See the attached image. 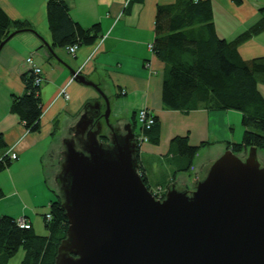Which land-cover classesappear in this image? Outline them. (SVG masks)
Here are the masks:
<instances>
[{
    "label": "crops",
    "instance_id": "crops-1",
    "mask_svg": "<svg viewBox=\"0 0 264 264\" xmlns=\"http://www.w3.org/2000/svg\"><path fill=\"white\" fill-rule=\"evenodd\" d=\"M47 1L0 0V9L11 20L30 22L31 28L52 44ZM175 2L144 0L128 6V0H65L74 22L84 29L98 27L97 42L103 37L100 42L79 46L74 56L65 48L52 47L57 58L45 47L38 49L41 40L30 32L17 34L6 44L0 54V140L6 152L16 153L17 160L11 163L8 179L0 175V216L25 218L34 233L48 234L43 215L55 200L52 189L46 186L51 180L46 168L48 156L60 149L57 139L61 144L70 136L69 130L84 106L100 99L96 91L74 81L69 68L101 85L113 102L114 118L122 115L125 123L132 122L137 110L146 108L159 121V143H142L137 153L139 173L150 190L160 187L163 194L173 184L179 189L192 188L206 165L222 155L229 143L241 141L243 133L240 138L234 137L230 110L184 113L163 108L161 87L166 67L149 51L148 44L154 40L157 6ZM212 11L218 37L231 42L263 19L264 0H244L239 6L232 0H212ZM238 53L246 61L264 58V30L242 43ZM29 56L43 72L38 92L42 104L40 128L31 133L10 111L12 96L25 93L21 76L30 72L25 62ZM61 88L68 98L61 96ZM175 137H187L189 145L200 147L188 173L179 172L187 163L173 150L171 141ZM187 174H193L192 181ZM18 255L14 264L22 258Z\"/></svg>",
    "mask_w": 264,
    "mask_h": 264
},
{
    "label": "water",
    "instance_id": "water-1",
    "mask_svg": "<svg viewBox=\"0 0 264 264\" xmlns=\"http://www.w3.org/2000/svg\"><path fill=\"white\" fill-rule=\"evenodd\" d=\"M27 32L57 58L34 29L11 32L0 54ZM69 71L100 99L84 106L60 145L54 182L68 227L54 264H264V164L255 147L226 149L192 188L173 184L160 201L139 174L131 123L111 121L108 93Z\"/></svg>",
    "mask_w": 264,
    "mask_h": 264
},
{
    "label": "trees",
    "instance_id": "trees-1",
    "mask_svg": "<svg viewBox=\"0 0 264 264\" xmlns=\"http://www.w3.org/2000/svg\"><path fill=\"white\" fill-rule=\"evenodd\" d=\"M133 1L142 3L144 0H128V6ZM232 1L238 6L244 2ZM46 7L53 48L92 45L100 38L96 25L84 29L72 20L65 0H48ZM155 13L154 40L149 44L153 45L154 56L166 67L161 87L163 108L184 113L198 109L235 110L242 117L244 132L241 141L229 143L227 149L234 154L250 147L264 152V96L258 88L259 82L264 83V58L246 61L238 53L242 43L263 32L264 17L228 42L215 32L212 0H176L173 4L158 5ZM26 29H32L30 22L11 20L0 9V43L11 32ZM43 47L40 41L38 49ZM21 80L25 93L12 96L10 111L19 117L29 133L37 132L42 112L40 86L33 83L31 71L22 75ZM154 121L143 134L148 142L158 144L159 121L155 116ZM136 124V120H132L133 132ZM171 142L177 156L187 163L179 172H189L200 147L189 145L187 137H175ZM4 148L0 140V150L4 152ZM138 149L137 146V153ZM0 158V172H3L11 166L12 160L6 155ZM48 158L57 165L61 159L55 150ZM141 176L146 184L144 175ZM2 194L0 191V197ZM47 212L51 215L50 221L45 217ZM47 212L43 215L46 236L34 233L31 225L21 228L14 217L0 216V264H8L19 251H22V258L18 264H54L58 245L65 238L68 227L58 193Z\"/></svg>",
    "mask_w": 264,
    "mask_h": 264
},
{
    "label": "rangeland",
    "instance_id": "rangeland-1",
    "mask_svg": "<svg viewBox=\"0 0 264 264\" xmlns=\"http://www.w3.org/2000/svg\"><path fill=\"white\" fill-rule=\"evenodd\" d=\"M103 38V37H102ZM102 38L98 41V42H100L101 40H102ZM97 41H95L94 43L95 44H97L98 43ZM93 44V43H92ZM259 87H260V92H261V94L264 96V83H262V82H259ZM63 96V95H62ZM64 97V96H63ZM65 98V97H64ZM231 114V124H232V128H234V132H233V134H234V137L236 138V137H241V135H242V133L244 132L243 130V128H242V126H241V119H242V117H241V115H240V113L239 112H237V111H232V113H230ZM120 117H122V115H120ZM110 120L111 121H113V120H115L114 118H113V115H111V117H110ZM135 120H136V122H137V124H136V128H135V130H134V133L135 134H138L139 135V131L141 130V126H140V123H138V113H136V118H135ZM141 132H142V130H141ZM56 139V138H55ZM60 141H61V139H57V143H56V147H57V149L58 148H60V149H58V150H55V153H57V152H59V151H61V147H60ZM240 142V141H239ZM244 154V153H243ZM4 155H6V156H9V152H6V150L3 152V151H1L0 150V157L1 156H4ZM257 159L261 162V164H264V152L263 151H261V150H258V154H257ZM14 163L16 162V161H13ZM57 164H56V162H52V160L50 159V158H48V161H47V163H46V168L48 169V172H49V174H50V181L48 182V184L46 183V186H48V187H50L51 189H52V192H53V194H54V196H57V193H58V190H57V187H56V184H55V182H54V176L57 174V172L59 171V169L57 168ZM11 168V166L10 167H8L7 169H5L3 172H0V175H1V177H2V179H8L9 177H10V174L12 173V171L10 172V169ZM191 169H192V167H191ZM191 169H190V171H191ZM197 171L196 172H198V169H196ZM188 173V172H187ZM140 174V173H139ZM187 176L189 177H187L188 179H190V181H192L193 180V174H187ZM46 181V180H45ZM146 185V184H145ZM147 186V185H146ZM190 186V185H189ZM191 187V186H190ZM45 188V182H44V185H42V187L40 188V190L42 191V192H44V190H42V189H44ZM158 188H160V187H158ZM158 188H154V189H158ZM188 189H190V188H188ZM151 191V190H150ZM160 191H161V188H160ZM152 193V192H151ZM165 193V192H164ZM152 195L154 196V194L152 193ZM155 198H156V196H155ZM55 199V198H54ZM46 211H47V209H46ZM47 221H50V219L49 220H47ZM18 254H22V251H19L16 255H15V257L13 258V259H11L9 262H8V264H14L15 263V260H16V258L17 257H19V255ZM17 264V263H16Z\"/></svg>",
    "mask_w": 264,
    "mask_h": 264
},
{
    "label": "built area",
    "instance_id": "built-area-1",
    "mask_svg": "<svg viewBox=\"0 0 264 264\" xmlns=\"http://www.w3.org/2000/svg\"><path fill=\"white\" fill-rule=\"evenodd\" d=\"M148 46H149V51L153 54V45L152 44H148ZM77 48H78L77 45H71L70 47H66L65 49H67V51H68V53L70 55L74 56ZM25 62L30 65V71L34 75L33 83L36 86H40L41 82L43 81V72H42L40 66H37L35 64V62H33V58L31 56H29L25 60ZM146 66L149 67V64L147 63ZM70 81H72V79ZM64 91H65V88H61V91L59 93L61 94V96L63 95L65 98H68L67 93L66 92L64 93ZM122 94L124 95V94H126V92L123 90ZM137 113H138V123H140L141 130L142 131L143 130H149V128H151L154 125V123H155L154 115L150 112V110H148L146 108L138 109ZM137 141H138L139 144H141L142 142H147V138L143 134H141V135H139V137H137ZM8 159L12 160V161L17 160L16 153L15 152L10 153L9 156H8ZM153 194H154V196H156V198L158 200L162 199L160 188L155 189L153 191ZM45 217H46L47 220L51 219L50 213L46 214ZM17 224L21 228H24V227L25 228H29V226H30V224L26 221L25 218L17 219Z\"/></svg>",
    "mask_w": 264,
    "mask_h": 264
},
{
    "label": "flooded vegetation",
    "instance_id": "flooded-vegetation-1",
    "mask_svg": "<svg viewBox=\"0 0 264 264\" xmlns=\"http://www.w3.org/2000/svg\"><path fill=\"white\" fill-rule=\"evenodd\" d=\"M92 110H94L93 108L90 110V114H93L92 112ZM103 112V111H102ZM113 121H115V120H113ZM123 123V125H125V122H124V118H123V121H122ZM100 141H102V142H106L107 141V137H105L104 135H102L101 137H100ZM61 150H62V148H61ZM57 153H59V156L61 157V151H59V152H57ZM61 159H62V157H61ZM60 159V160H61ZM58 165H59V162H58ZM57 167H59V166H57ZM198 178H199V176H198Z\"/></svg>",
    "mask_w": 264,
    "mask_h": 264
},
{
    "label": "bare ground",
    "instance_id": "bare-ground-1",
    "mask_svg": "<svg viewBox=\"0 0 264 264\" xmlns=\"http://www.w3.org/2000/svg\"><path fill=\"white\" fill-rule=\"evenodd\" d=\"M77 73H79V72H77ZM73 78H74V76H73ZM64 93H65V91H64Z\"/></svg>",
    "mask_w": 264,
    "mask_h": 264
}]
</instances>
